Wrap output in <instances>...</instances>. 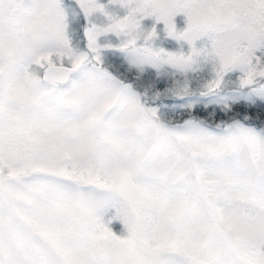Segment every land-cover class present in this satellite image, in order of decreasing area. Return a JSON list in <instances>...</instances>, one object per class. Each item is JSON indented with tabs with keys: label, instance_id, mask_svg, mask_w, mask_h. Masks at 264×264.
<instances>
[{
	"label": "snow or ice",
	"instance_id": "obj_1",
	"mask_svg": "<svg viewBox=\"0 0 264 264\" xmlns=\"http://www.w3.org/2000/svg\"><path fill=\"white\" fill-rule=\"evenodd\" d=\"M0 264H264V0H0Z\"/></svg>",
	"mask_w": 264,
	"mask_h": 264
}]
</instances>
